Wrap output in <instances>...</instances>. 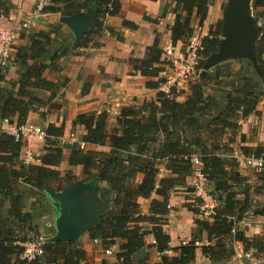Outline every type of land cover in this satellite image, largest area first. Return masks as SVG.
<instances>
[{
	"label": "trees",
	"instance_id": "1",
	"mask_svg": "<svg viewBox=\"0 0 264 264\" xmlns=\"http://www.w3.org/2000/svg\"><path fill=\"white\" fill-rule=\"evenodd\" d=\"M212 1L174 0L172 44H185L193 33L192 18L202 25ZM11 8L8 0H0V18L8 17ZM89 10L95 11L97 17L81 40V47L101 38L104 30L111 33L104 20L106 15H119L120 0H49L42 14L73 16ZM252 11L257 19L263 18L264 0H252ZM122 25L136 28L127 21ZM262 26L254 49L261 76L248 60H235L237 67L233 70L230 62H225L192 82L183 101H177V92L171 89L169 95L158 92L154 101L121 108L112 128H108L105 111L75 116L74 125L85 130L82 142L107 148L106 152L71 148L68 158L69 166L82 168L83 180L98 184L110 198L109 209L86 236L100 242L104 249L115 246L118 263L192 264L197 249L211 263H222L235 255V243L241 244L246 254L264 257V235L250 236L239 229L231 234L234 225L246 218L264 217V204L252 206L255 197H264V166L250 177L255 182L251 185L250 178L239 171L232 138L239 136L240 142H244L240 122L257 116L256 106L264 98V21ZM61 28L59 24L33 32L26 45L15 49L13 65L19 71L17 81L2 85L6 79L0 71V264H89L80 241L45 243L41 258L21 259L20 244L40 236L33 225V214L23 211L24 198L34 194L44 198L41 189L61 191L77 178L71 171L61 176L56 169L62 160L57 138L62 136L63 127H46L45 153L39 165L23 164L20 153L24 143L3 131L4 120L21 125L26 123L30 112H37L51 102L55 83L46 80L44 74L47 70L59 71L60 60L72 51V41ZM220 31L221 21L202 40L200 70L205 59L217 51ZM162 52L155 41L142 60H130L132 70L146 79L148 89L157 90L163 83L159 77L160 65L164 64ZM223 67L226 71L221 70ZM208 88L216 89L220 98L208 94ZM41 91L51 92L50 97L43 99ZM240 150L244 156L262 155L264 160V143L253 151L247 147ZM193 156L202 163V173L217 208L211 218L200 219L201 214L193 207L194 199L189 195L191 199H187L185 207L196 216L192 237L184 245L170 248L164 229L168 199L178 188L192 193L186 181L194 172ZM21 184L29 190L20 191ZM149 199V210L144 215L141 200ZM148 236L154 244H147ZM151 247L161 254L158 262L151 263L147 256L143 261L132 258L140 249ZM169 250L176 256H166Z\"/></svg>",
	"mask_w": 264,
	"mask_h": 264
},
{
	"label": "crops",
	"instance_id": "2",
	"mask_svg": "<svg viewBox=\"0 0 264 264\" xmlns=\"http://www.w3.org/2000/svg\"><path fill=\"white\" fill-rule=\"evenodd\" d=\"M8 1L12 6L9 16L0 18V26L7 29L17 28L21 21L28 18L38 2V0ZM222 3L223 0H213L211 2L206 19L202 25H199L203 33L208 35L210 30H214L219 21H221ZM120 5L119 15L106 19V26L111 30V33L109 35L104 33L101 38L94 39L93 43L95 45L90 42L79 47L80 40L78 45L74 47L75 36L60 21L61 17H63L60 14H42L35 21V26L31 28L30 32L28 31L29 29L21 32L15 45V49L19 46H24L28 43V36L33 32L47 30L48 27L59 24L62 25V31L70 37V42L72 41V51L60 60V70H47L44 74L46 80L55 83L51 102L37 112H30L26 123L43 129H46L49 125L56 128L63 127L62 136L57 138L59 146L62 147V160L56 169L61 176H64L68 171H71L76 178L80 175V179H77V181L83 180L82 168L69 166L68 158L71 148L79 150L78 142L82 141L85 130L82 126L74 125L75 116L83 113L105 111L108 114V128L114 127L115 119L119 115L121 108L138 106L139 103L144 100L148 101L150 97H153L156 91L145 87L146 79L138 72L132 70L130 60H142L146 49L153 46L155 41L158 42L159 48L163 52L169 45H173L170 27L173 25L176 15L174 0H120ZM123 21L132 23L136 28H124L122 25ZM259 22L262 24V21ZM195 25H198L197 19L192 18L191 27L193 28ZM174 45L176 48H181L183 43L177 42ZM163 52L161 61L164 64L160 65L162 69L159 76L160 79H163L167 73ZM3 73L5 74L6 82L2 85L10 81L15 82L18 79L19 71L13 64L4 70ZM216 92L218 93L216 89H207L208 94H213L215 97L220 98V93L217 94ZM50 94L51 92H40V96L43 99L49 98ZM183 100V98H177V101ZM256 111L258 112L257 116L251 115L240 122V134L245 135L244 142H240L239 136L232 137L235 141L233 155L237 162L240 158L246 157L241 153V147H247L253 151L258 145L264 143V98L258 102ZM4 127L5 123L3 122ZM252 129L257 131L256 136ZM45 147V143L34 139L28 145L24 143L20 153V161L23 160L25 150L30 149L34 157V163L30 164L39 165V159L44 155ZM89 150L106 152L107 148L86 144V148L83 151ZM239 166V169L245 171L253 170L259 172L261 170L251 169L240 163ZM241 174L244 175L243 173ZM245 176L248 177L246 174ZM192 180L193 175L187 178V185L190 186ZM252 181L253 178H250L249 183L251 184ZM99 187L101 189V186ZM19 189L20 191L29 190L23 184L19 186ZM189 195L193 199L192 193L188 194L186 188H178L170 193L167 206L168 214L166 216L167 224L164 227L169 235L170 248L178 247L180 244L182 245V242L189 241L192 237L196 216L185 207L186 203L189 202L187 199H191L188 197ZM260 197H262V205L264 204V197ZM45 198L46 200L41 198L39 194L24 198L25 208L23 211L33 214V225L37 228L39 235L48 238L54 231V213L46 195ZM255 198L254 201L256 200ZM150 202L151 199L141 200L142 214L148 213ZM200 219L207 218L200 217ZM261 221L262 217L260 216L246 218L245 222L250 224V227L245 231L246 234L250 236L264 235V226ZM240 229L242 230L243 227L240 226ZM151 239V236L147 237V244H152ZM80 240L82 241L83 250L87 253L89 264H120L115 257V246L109 248L112 254L106 255L105 251L107 249H104L100 242L92 241L86 235ZM169 251L170 253H165L166 256H176L175 252ZM234 251L235 255L231 260L215 264H257L256 262L260 259L264 261V257L257 258L244 253L239 243H235ZM146 256L151 263H155L158 262L161 254L154 247H151L145 249ZM250 256L252 257L251 259H249ZM192 264L213 263L202 256L200 250L197 249Z\"/></svg>",
	"mask_w": 264,
	"mask_h": 264
},
{
	"label": "water",
	"instance_id": "3",
	"mask_svg": "<svg viewBox=\"0 0 264 264\" xmlns=\"http://www.w3.org/2000/svg\"><path fill=\"white\" fill-rule=\"evenodd\" d=\"M96 17L93 10L61 17L60 21L75 36L74 47L83 39ZM262 32V24L253 16L252 0H226L217 51L205 59L199 76L222 63L235 60H248L261 76L255 63L254 49ZM40 191L46 195L54 213V231L45 243L79 241L99 223L110 206L109 196L101 191L98 184L90 181L78 180L61 191L49 188ZM132 258L143 261L145 249H140Z\"/></svg>",
	"mask_w": 264,
	"mask_h": 264
},
{
	"label": "built area",
	"instance_id": "4",
	"mask_svg": "<svg viewBox=\"0 0 264 264\" xmlns=\"http://www.w3.org/2000/svg\"><path fill=\"white\" fill-rule=\"evenodd\" d=\"M49 0H38L34 10L29 14L28 18L20 23L15 29H7L0 26V71L8 69L14 60V51L17 40L20 37L21 32H24L35 26V21L42 15L44 6ZM109 16L106 15L104 25L106 26V19ZM106 35H109L107 30H104ZM207 34L201 31L199 25L193 27V33L188 37L185 44L181 48H176L175 45H169L163 52V59L165 61V67H167V73L163 77V83L160 84L159 90L165 95H169L171 89H176L182 85H186L194 82L200 75L201 64V52H202V40ZM5 127L3 131L14 138L15 141H20L25 144H29L31 140L45 141L47 135L46 130L33 126L31 124L23 123L21 125L9 124L7 120H4ZM79 150L83 151L86 148V144L82 141L78 142ZM34 161V157L30 149L25 150L23 155V164L29 165ZM243 166H247L251 169L260 170L264 166L263 156L250 155L242 157L238 160ZM191 163L194 167L193 180L190 187L192 188L193 195V207L198 209L199 213L206 217L211 218L216 211L217 201L212 195L210 189L207 186V180L202 173V163L196 157H191ZM262 224L264 226V217H262ZM50 226V225H49ZM240 226L243 229H240ZM250 227L245 220L237 223L231 230V234H234L239 230L245 231ZM46 238L38 236L32 240L26 241L20 246L22 247L21 259L26 261L38 260L44 254L43 246ZM151 243L155 241L151 239ZM186 242H182L184 245ZM170 253V251H167ZM106 255H111V249L105 251ZM257 264H264L263 260L256 262Z\"/></svg>",
	"mask_w": 264,
	"mask_h": 264
},
{
	"label": "rangeland",
	"instance_id": "5",
	"mask_svg": "<svg viewBox=\"0 0 264 264\" xmlns=\"http://www.w3.org/2000/svg\"><path fill=\"white\" fill-rule=\"evenodd\" d=\"M225 4H226V0H223V3H222V8L224 9V7H225ZM253 16H254V14H253ZM255 17V16H254ZM256 18V17H255ZM24 21V20H23ZM258 21H264V17L263 18H261V19H258ZM22 22V21H21ZM20 22V23H21ZM20 23H19V25H20ZM30 30H31V28L28 30L29 32H30ZM28 32V33H29ZM230 62V64H229V67H230V69L231 70H233V69H235L237 66H236V64H234V61H229ZM221 70L223 71H226V68H221ZM194 83V82H193ZM190 84H192V83H189V84H186V85H182V86H180V87H178L177 89H176V91H177V95L179 96L178 98H185V95L188 93V88H189V85ZM183 90V91H182ZM155 91V90H154ZM158 92H160V90L159 89H157L156 91H155V94H154V96L153 97H150V99L148 100V101H146V100H144L143 102H151L152 100H154L155 99V97H156V94L158 93ZM143 102H141V103H143ZM141 103H139L138 104V106L141 104ZM253 130V132H254V135L256 136V133H257V131L255 130L254 131V129H252ZM254 136V137H255ZM36 141H38V142H41V143H44V141H39V140H36ZM34 163V162H33ZM239 171L241 172V173H243L244 175L246 174L248 177H251L256 171H253V170H242V169H239ZM77 179H80V175L77 177ZM255 182L254 181H252L251 182V185H253ZM44 199L46 200V198L44 197ZM256 200L255 201H253L252 202V206H255V207H257V206H259V205H261V202H262V197H256L255 198ZM201 217L202 218H204V216H202L201 215ZM81 243H82V241L81 240H79ZM252 257L250 256V258L249 259H251ZM260 258H263V257H260ZM259 258V259H260ZM260 260H262V259H260Z\"/></svg>",
	"mask_w": 264,
	"mask_h": 264
}]
</instances>
